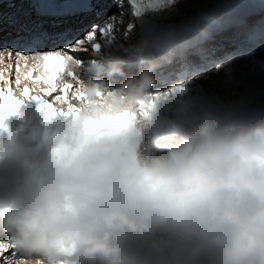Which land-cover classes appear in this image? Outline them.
<instances>
[{
  "label": "clouds",
  "instance_id": "obj_1",
  "mask_svg": "<svg viewBox=\"0 0 264 264\" xmlns=\"http://www.w3.org/2000/svg\"><path fill=\"white\" fill-rule=\"evenodd\" d=\"M143 8L134 16L152 6ZM111 42L108 79L81 80L93 103L72 117L44 115L62 130L45 128L33 144L0 126V236L37 257L18 264H264V118L206 108L190 127L170 119L179 139L157 151L149 135L162 111H193L191 81L155 90L173 57L157 59L148 40ZM130 63L138 64L131 74ZM235 71L232 60L215 68L226 79ZM117 75L126 79L112 88ZM144 101L146 115L124 125L115 119ZM106 116L111 125L92 126Z\"/></svg>",
  "mask_w": 264,
  "mask_h": 264
},
{
  "label": "bare ground",
  "instance_id": "obj_2",
  "mask_svg": "<svg viewBox=\"0 0 264 264\" xmlns=\"http://www.w3.org/2000/svg\"><path fill=\"white\" fill-rule=\"evenodd\" d=\"M30 1H32V0H30ZM106 1H108V0H105V2ZM119 1H121V0H119ZM210 1H214L213 8H211L209 6V2ZM255 1L261 2L262 4H264V0H185L184 3H181V6L186 11H188L187 15L192 14L191 15V18H192L191 21H187L186 18H179V17H175L174 15H170L171 13H169V11L167 12L168 13L167 15L165 13V15H166L165 19H162V20L160 19L158 21H148L147 18L154 19V17H155L153 15V13H151V12H156V11H153V10H150V11L146 12L145 14H143L142 15L143 16V20L140 21L139 17H135L132 14L133 8H132V5L130 4V0L127 1V5H129L130 7H127V5H126V7H125L126 9H124L123 11H120V13L121 14L122 13H124V14L128 13V14H130V17L127 14L125 18L130 19V20L134 19L136 21V28L137 29H136V32L134 34H132V35H134V37H133L134 40L136 39V37H140L143 34H148V33H151V32H155L156 34L160 33V35H164V34H168L169 33L171 35V37L173 38V42H180L181 40H185V39H188V38H190L192 36H195L197 34H201V33H203L205 31V29L210 28V27H212L214 25L222 26V25H224L225 22H229V24H232L233 22H236V21L242 22L243 19L241 18V15L245 14V11H244V13H240L238 16L233 17V18H224V19H222V17H223V15L225 13L230 11V9H232V12L234 13L238 9V7H241L240 10H242L245 7V3H247V2L254 3ZM16 2H17V0L12 1V3H16ZM105 2L103 3V0H102L101 3L94 5L93 8L94 9H98L97 11H102V8H103V5L105 4ZM34 3L37 5L36 2H34ZM121 3H123V2H120V4ZM205 4L207 5V8L205 10H200V11H198L196 13H193V11L191 10L194 7H197L199 5L203 6ZM10 6H11V2H5L4 3V0H0V9L10 10ZM20 6H21L20 13H22V12L26 13L27 9H29V6H28L26 0H24V3L21 4ZM33 10H34V8H33ZM35 10H36V13L40 14L41 7H36L35 6ZM90 12H92V11H90ZM92 13H94V12H92ZM204 13L205 14L206 13L210 14L209 17H208V19H209L208 21H206L203 18L204 17L203 16ZM187 15H184V17L187 16ZM233 15H235V13L232 14V16ZM88 16L89 15H86L85 12H81L78 15H55V16L49 15L50 19L48 20V22L50 23V27L51 28L52 27H57L58 24L63 23V24H61L63 31L65 29L71 28L73 30L72 35L75 37L76 36V29L78 27H80V24L85 23V21H87V17ZM247 20H249V18ZM119 21H120V19H118V22ZM121 21L119 22V26H118V23H115V36L119 37L122 41L127 42L126 39L128 38L129 35L128 36L127 35L124 36V34H123L122 30H121V26H122V22ZM40 24H41V20H38L37 18L31 19V17H29V16H26L24 14H20L19 18L18 17L16 18V20L14 21L12 27L8 31L0 33V45H7V44L14 45L15 44V45L21 46V43H13L12 39L14 37H16L17 35H20V34L24 35L26 38H30L31 35L34 32L44 33L45 32L44 29H41L40 31H37V29H38L37 27ZM175 24L179 25L178 28L174 27ZM188 24H189V27L187 29H185L184 33H181V31L184 30L183 28H185V26H187ZM245 24H246V22H245ZM247 25H248V23H247ZM123 29H124V32L127 31L128 34H131L130 31H128V27L124 26ZM238 29L230 31L228 33V35L232 36V37H235V38L241 37L240 36L241 35V31L238 30ZM257 29H258L259 33L263 32L264 31V23L262 24V26H257L255 28V31ZM252 33L253 32H251L250 35ZM54 34L52 32V34H51L52 36L50 37V39L49 38L48 39H45V38L42 39V43L45 45V47L42 48V46L39 45V46H37V48L46 49L47 48L46 42H51L54 39L53 38ZM231 43L227 42V44H226V42H219L216 45L218 47L212 48V46H214L215 44L209 42L208 45L206 43V45H204L202 47H198L197 46L194 50H191V51H188V52H185V53H180L178 50H176L175 53L172 55L173 62L171 64L165 65V67L163 69L158 71V78L159 79H158L157 85L155 86V90H159L161 85H163L165 83H168L170 81L169 75H171V74L177 75L176 76L177 79L183 80V76L185 74H189V72H192V71H199L201 69V63H202L203 60H205L207 53H210L212 55L213 52L217 48H219L220 46H224L225 45V47L226 46L229 47V46H231ZM256 44H258V42ZM256 44L253 45V44L248 43L247 40L239 39V41L236 42V44H234V45L232 44L230 49L226 48L225 51H229V52L233 51L236 47L239 48L238 50H243L242 52L236 54V56H237L236 60L237 61L234 62V63H235V67L237 69H239V68H242V69L243 68H247V67H250V65H252V64L261 67V62L260 61H256L255 62L254 58L256 56V60H258L260 58L264 59V55L262 54L263 56H261V53H264V49L263 50H258V48H256V46H257ZM108 45H112V42L109 41ZM205 46H207V50H205ZM78 50H80V49H78ZM96 52L100 53V51H96ZM191 52L196 53V56H198L199 59L197 60V63L194 64L193 66H188V64H186V61H187V58L189 57V54ZM74 53L76 54L78 52L77 51L73 52V57L76 58ZM86 54H87V52H86ZM62 55H71L72 56V51H69L67 53H62ZM225 55H226L225 53H220L219 56L218 55L217 56L213 55L212 58H214V59L211 58L212 61H220V63H208V65H206V67L208 69H210V70H214L213 68H215L218 64H221V62L222 63L228 62L229 61V60H227L228 58L226 60H223V56H225ZM96 57H97V55H96ZM103 57H106L107 60L110 61L111 54H109L108 52H104V56ZM251 59L254 60L253 61L254 63L253 62L251 63ZM7 61H8V59H7ZM247 61H249V63ZM88 63H90V64L86 67V69L84 67V71H86V72L83 71V74H82V72L80 73V76H79L80 80H81V76L82 75H85V82H87L88 80H93V78H97L98 81H100L102 79H108V77L106 76V69L107 68H104V71L101 72L99 69H96V64L97 63H95L94 60H92V61L91 60H87V61L84 62V64H88ZM32 65H33V61L32 60L28 61V66L27 67H25V63L22 64L23 68H25L24 70H29L27 68H31ZM67 70L75 72L74 68H73V65H72V61L68 62ZM94 70L99 71L101 74L99 76L95 75L94 74ZM132 72H135V71H132ZM26 73L19 74L20 75V79H21V83L19 85L16 84V75L4 74V76H5V79L7 81L11 82V87L14 89V93L16 91H17V93L23 92L24 88L28 87L31 90V95H41V96H43V93H42L41 90L50 87V85L45 84L43 82L35 83L34 80L25 79ZM205 73L206 72H200V73L194 75L193 79L197 80V79L203 78L202 81L203 80H209V79H211L213 81L215 80V75L207 77V75H205ZM40 74H41V72H34L33 76L36 77V76H39ZM61 75L64 76V82L65 83H69V84L73 85V80L74 79H72L71 77L67 76L66 73L61 74ZM235 78H237V76L236 77L234 76L233 79H235ZM125 79H126V77L117 75V76L112 77V78L109 79V84H111L113 86H116V87H119L123 83V81ZM256 83H258V82H256ZM208 86H209V84H208ZM0 87H2L4 89H7L8 84L5 83L4 81H0ZM209 89H210V87H209ZM202 90H204V88ZM71 92H73V89L69 90V100L71 98ZM59 94L62 96L63 92L62 91L59 92V88H58L57 95H59ZM246 95L247 94H245V96ZM213 96H214V94H213ZM44 97H46V96H43V98ZM198 97H200V99L203 100V97H201V96H198ZM17 98L23 99L21 97V95H17ZM204 99H205L204 100L205 102H203V101L200 102L198 100V98L192 99L194 104H196V107L194 106L195 108L193 109L192 113L189 115V118H187V119L178 118L171 111H170V115L172 114L171 115L172 117H170L169 119L159 116L158 119H157V123L154 126V129H153L152 133H150V135H149L150 141L152 143L155 136L156 137L163 136V137L167 138L169 140V142L167 144L162 145L160 148H155V147H153V145H152V147L155 150H157V151H166L167 147H168V145L170 143H174V142H176L179 139V136H177V135H175L173 133V131L171 129V126L168 123V121L170 119H180V122H181V124L184 127H190L191 124L197 119V116L194 114V112L197 111V110L202 109L203 105H206L208 108H211V109L215 108L216 111H218L219 113L223 114L226 118L239 117V118H242V119H245V120H257L259 118H264V115L262 113V112H264V107H261L259 109L260 113H257L256 111H254V109H252V107H249L250 105L236 104L235 106L229 108L227 111L221 112L220 108L218 107V103L215 100H213L212 98L210 99L209 96H207V95L204 96ZM24 100H25V103L22 104L21 108L25 107V109L28 110L27 106H28V104H31L29 106V107H31L30 111H32V109H33L35 112L40 114V116L37 115V117L39 116L40 119L38 118L39 121L36 122V121H33L32 117L29 118V117L25 116V113L23 112L24 113L23 116L31 119V122H29L28 124H30V123L35 124V125L32 124V126H30V128L28 126L29 129H32V127L35 129L34 131H32L33 129L31 130L32 134L35 133L34 135L36 137L40 138V137H42V134H43V131H44L45 128L49 129L51 132H56L58 130H62L63 125L60 123L59 119H56V120H53L51 122L45 123V121H44V115L45 114H44L43 111L39 110V103L37 101H34V100L31 101L30 97H28L26 99L24 98ZM53 102H55V107H57V108L63 109L61 106L66 107V108L68 107V105L63 103V102H60V101H53ZM75 103H77V102H75ZM78 104H80V102ZM28 112L29 111H27L26 113H28ZM33 117H34V115H33ZM20 118L21 117H19V119ZM9 120H10V118H9ZM27 122H28V119H27ZM7 124L9 125V123H7ZM22 124L24 125L25 122H23ZM39 124H41V125H39ZM39 126H41V127H39ZM26 127H27V125H26ZM17 128H15V129H17ZM20 129H22V128H20ZM24 129L26 130V128H23V130ZM17 130H15V131H17ZM25 130H24V132H26ZM27 133H28V131H27ZM4 134H5V132H4ZM28 135H31V134H28ZM22 136H23V134H22ZM24 138H27V137H22L21 139L23 140ZM23 141H25V140H23ZM26 141L28 142V140H26ZM33 142L36 143V140H32L31 143H33ZM2 240H4L6 242V238H2ZM8 253H9V251L4 254L2 259H5V258L8 259L9 258L7 256ZM33 259L35 260V259H37V257H34Z\"/></svg>",
  "mask_w": 264,
  "mask_h": 264
},
{
  "label": "rangeland",
  "instance_id": "obj_3",
  "mask_svg": "<svg viewBox=\"0 0 264 264\" xmlns=\"http://www.w3.org/2000/svg\"><path fill=\"white\" fill-rule=\"evenodd\" d=\"M12 1H15V0H11V1L10 0H4V3L5 2H11L10 10L0 9V33L8 31L12 27V25H13L14 21L16 20V18L17 17L19 18L20 14H24L26 16H29V17H31V19L37 18L38 20H41V24L37 27L38 28L37 31H40L41 29H44L45 30L44 33L48 34L47 36H51L52 32H53V34L54 33L56 34V33H59V32L63 31L62 26H61V24H63V23L60 22L61 24H58L59 26L51 28L50 27V23L48 22V20L50 18L47 15H41L39 13H36V12L33 11L32 8L27 9L26 13L25 12L20 13V11H21V6H20L21 0H17L16 3H12ZM127 1L128 0H121V1H119V0H108L103 5L102 11H97L98 9H96V10L93 11L94 13L87 14V15H89L87 17V21H85V23L80 24V27H78L76 29V36L75 37L83 35V31L86 30L87 26H89L90 23L91 24L96 23V24H101L102 25L105 21L108 20V18L110 16H115L117 18L119 17L118 19H120V21L122 20L121 21L122 22L121 30H122L123 34L125 33L124 29H123L124 26L127 27L129 23H132L134 25L132 27V29L130 30L131 34H128V33L126 34L127 36L129 35L128 38H130L132 40L133 37H134V35H132V34H134L136 32V29H137L136 28V21L134 19L130 20V19L125 18L128 13H126V14H124V13L121 14L120 13V11H123L124 9H126L125 7L127 5ZM184 1L185 0H179V3L172 5L170 8H162L160 10H156V12H151V13H153V15L155 17H154V19L147 18L148 21H158L160 19L161 20L165 19L166 15L168 14L167 13L168 11H169V13H171L170 15H174L175 17H179V18H186L187 21H191L192 20V18H191L192 14L187 15L188 11H186L181 6V3H184ZM120 2H123V3L120 4ZM145 4H148V0H142V6H144ZM209 6L211 8H213L214 1H210L209 2ZM127 7H130V6L127 5ZM206 8H207V6L205 4L203 6L199 5L197 7H194L191 10L193 11V13H196V12H198L200 10H205ZM165 13H166V15H165ZM132 14L134 15V11H132ZM128 15L130 17V14H128ZM184 15H187V16L184 17ZM209 15L210 14H208V13H206V14L204 13L203 14V16H204L203 18L206 21H208L209 20L208 19ZM117 18L115 20V23H118V26H119V22L120 21L118 22ZM139 20L142 21L143 20V16H140ZM245 22H246V24L244 23L242 25L241 35H240L241 37L248 36L250 34V32L253 31L257 26H262V24L264 23V12L253 15L249 20H247ZM247 23H248V25H247ZM188 27H189V24L187 26H185V28H183L184 30H182L181 33H184L185 29H187ZM229 32H230V30L215 32L214 35L212 36L211 40L210 41H206L207 45L209 44V42H211V43L215 42V44H217V42H220V41L224 42L225 40H229V43H230L231 36L228 35ZM55 34H54V36H55ZM20 35H22V34H20ZM126 35L124 34V36H126ZM223 38H225V39H223ZM96 40H97V42H100L102 44V47L99 50L100 53H97L96 51L92 50L89 47V45L87 43H85L84 45L81 46L80 50H77L79 54L78 53H76V54L74 53L75 56H76V58H74V59H79L80 61H82V64L85 67V69L90 63L84 64V62L87 61V60H91V61L94 60L95 63H97L96 67L99 68V70L101 72H103L104 68H107V66L109 64V60H107L106 57H103L104 56V52H108L109 54H111V49H112L113 45H108L109 41H105V38L102 37V36H99V35H97ZM206 43L203 42L198 47H202V46L206 45ZM212 48H213V46H212ZM257 48H258V50H263L264 49V37L261 39V41H259V44L257 45ZM85 49H87V50L84 51ZM205 50H207V46H205ZM86 52H87V54H86ZM234 52L235 53L230 56V59H227V60H232L233 62H236L237 61L236 60L237 56H234V55L242 52V50H239L238 52L237 51H234ZM94 53L97 55V57H96V55ZM208 54L210 55V53L206 54L207 55L206 56L207 60L206 61L205 60L202 61L201 64H203V65H202V67H201V69L199 71L189 72V74H187V76H185V78H183V80L177 79L176 78L177 75H174V74H172V76L169 75L170 81L168 83H165V84L161 85L159 90H165V89L171 87L173 84H175L177 82H188V81H191V83L189 84V91H188V96H189V98L191 100L198 98V100L200 102H202V101L205 102L204 101L205 100L204 96L207 95V96H209L210 99L212 98L213 100H215L218 103V107L220 108L221 112L227 111L229 108L235 106L236 104H246V105H250L249 107H252V109H254V111H256L257 113H260L259 109L261 107H264V59L260 58L258 60H255V62L256 61H260L261 62V67L252 64V65H250V67H247V68H243V69L242 68H239V69L236 68L234 76L235 77L237 76V78H235V79H226V78H223L221 75H217L216 74L214 81L209 79V80H203L201 82H195V80L193 79L194 75H196V74H198L200 72H206L205 75L211 74L212 72H215V68L216 67L213 68L214 70H210V69H208L206 67V65H208V63H220V61H216V62L215 61H210L211 58H208ZM262 54L264 55V53H261V56H263ZM195 55H192V56L190 55V57H194ZM72 56H73V52H72ZM253 61L254 60L251 59V63ZM247 62L249 63V61H247ZM72 65H73V62H72ZM74 71H75L74 73H75L76 77L80 80L79 76H80L81 71L78 70V69H74ZM84 72H86V71H84ZM131 73L132 72H130V74ZM82 74H83V72H82ZM256 82H258V83H256ZM208 84H209V86H208ZM79 87H80V85L78 84L77 79H74L73 80V88H72L73 92H71L70 101H71V103L77 104V105H79L78 104L79 101L74 99L73 96H74V93H75L76 89L79 88ZM110 87L116 88V86H113L111 84H110ZM209 87H210V89H209ZM203 88H204V90H202ZM13 91H14V89H13ZM20 93H17V91H16L14 94L16 96L17 95H21L23 100H24V98L26 99V97L23 96V92H20ZM213 94H214V96H213ZM245 94H247V95L245 96ZM56 95H57V92L53 93V95L51 97H44V98L49 100L50 102H53V101H55V96ZM198 96L203 97V100H201L200 97H198ZM75 102H77V103H75ZM30 105L31 104H28V106H27L28 110H26L25 107L21 108L20 109V112H21L20 115H16V116L15 115H11L5 120V124H6L8 130L11 133H13L15 136H18L20 139L22 137H27V138L23 139V140H25V142H27L26 140H28V142H30V141L32 142L30 137H32L35 134L34 132H33L34 134L31 133L32 131L35 130L33 127H32L33 130L29 129L30 126H32V124H33V123H30L31 125L28 124L29 122H31V119H29V118L32 117L33 121L38 122L39 121L38 118L40 116V114L35 112L33 109H32V111H30V109H31V107H29ZM194 106L196 107V104H194ZM205 106L206 105H203V108L200 109V110L195 111L194 114L198 117L199 114L204 110V108L205 109L208 108L207 106L206 107ZM61 107L64 110H67L66 107H63V106H61ZM58 109H60V108H58ZM212 109L214 111H216L215 108H212ZM27 111H29V112L26 113ZM23 112L25 113V116H27L29 118L23 116L24 115ZM262 113L264 115V112H262ZM33 115H34V117H33ZM37 115H39V116L37 117ZM171 115H170V110H168V109L163 110L162 113L160 114L161 117L168 118V119L170 117H172ZM19 117H24V118H20L19 119ZM137 117L139 118V113H137ZM9 118H10V120H9ZM187 118H189V116L186 117L185 119H187ZM27 119H28V122H27ZM259 119H261V118H259ZM259 119H257V120H259ZM21 122L22 123L25 122V124L23 125ZM7 123H9V125ZM26 125H27V127H26ZM33 125H35V124H33ZM39 125H41V124H39ZM28 126H29V128H28ZM39 127H41V126H39ZM15 128H17L19 131L17 129H15ZM20 128H22V129H20ZM23 128H26V130L24 129L26 132H24ZM15 130H17V131H15ZM27 131H28V133H27ZM58 131H60V130H58ZM21 133L23 134V136H22ZM28 134H31V135H28ZM7 137H8V132H5V134L3 133L2 138L3 139L4 138L7 139ZM33 144H34V142H33ZM2 238H5V237L0 236V241H4V240H2ZM13 253H14V250L10 249L9 253L7 254V256L9 257L8 260H12L13 262H15V264H18V262H20V261H34V259H33L34 257H23V256H21L19 254L13 255ZM2 257L3 256H0V264H5V259H2Z\"/></svg>",
  "mask_w": 264,
  "mask_h": 264
},
{
  "label": "snow or ice",
  "instance_id": "obj_4",
  "mask_svg": "<svg viewBox=\"0 0 264 264\" xmlns=\"http://www.w3.org/2000/svg\"><path fill=\"white\" fill-rule=\"evenodd\" d=\"M86 4L84 8H72L65 9L62 11H56L54 9H41V15H78L81 12H90L93 10L94 5L99 4L102 0H83ZM168 0H148V5H151V10L156 11L162 9L161 5L166 4ZM130 4L132 5L133 11L136 15H140L143 13L144 8L142 6V0H130ZM115 16H110L107 21L101 24H90L87 26L86 30L83 31V35L74 37L72 35L73 30L71 28L65 29L62 32L56 33L53 37L55 40L63 41V46L50 50H43L42 48H37V45L42 43V39L46 37L47 33H37L34 32L31 37L25 40L24 37H19L16 43H20L24 41V47L26 49H32L29 54H25L24 51H15L13 53V49L11 47H5L0 49V60L3 58V53L6 51L8 53V57L11 59L15 58V70H16V84L19 85L21 83L20 79V62L23 60L25 62V67L28 66V61L32 60L33 65L29 69V71L25 75V79L34 80L35 83L43 82L45 84L50 85V87L42 89L43 96L51 97L53 93H56L58 88L61 89L63 95H56L55 101H60L68 105L67 110L58 109L55 107V102H50L49 100L43 98L41 95H31V90L28 87H25L23 90V96L28 98L30 97L31 101H37L40 105V110L43 111L47 118L51 119L56 115H67L69 117L76 116L79 111V105L85 102L93 103L87 97V94L82 90L81 80H79L75 73L72 71H68V62H77L82 66V61L79 59H74L71 55H62V53H67L69 51L75 52L80 49L82 45L87 43L89 47L94 51H99L102 47L100 42H97V35L105 38V41H111L115 38ZM128 31H130L133 27L132 23L128 24ZM127 34V31L124 33ZM71 37V38H70ZM104 41V42H105ZM87 49H85L86 51ZM12 65H9L11 68ZM40 70L41 74L39 76L34 77L33 73ZM66 73L67 76L72 79H77L79 88L76 89L73 98L80 102L79 105L71 103L69 100V90L73 88L72 84L64 82V76L61 74ZM0 81H4L8 84L7 89L0 87V126H3V122L12 114L16 113L19 108L25 103V100L17 98L14 94L13 88L11 87V82L5 79L3 71H0ZM97 103H103V97L98 96ZM149 110L148 102H141L140 108L138 112L135 113H124L119 117L115 118L121 125L130 123L134 119H137V113L139 116L141 114H147ZM114 122V119L110 116H106L101 121H93L92 126L106 127L111 125ZM10 249L15 250L11 246L8 245L5 241H0V256H4ZM21 255L23 257H27L24 254L18 253L14 251L13 255ZM5 264H15L12 260H8L5 258Z\"/></svg>",
  "mask_w": 264,
  "mask_h": 264
}]
</instances>
